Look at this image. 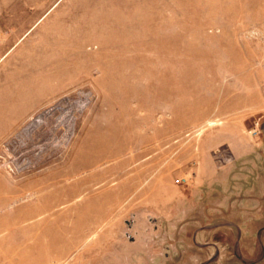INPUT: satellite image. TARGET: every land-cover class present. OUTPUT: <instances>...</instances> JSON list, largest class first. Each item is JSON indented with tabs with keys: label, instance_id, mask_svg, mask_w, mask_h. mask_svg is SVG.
I'll list each match as a JSON object with an SVG mask.
<instances>
[{
	"label": "rangeland",
	"instance_id": "obj_1",
	"mask_svg": "<svg viewBox=\"0 0 264 264\" xmlns=\"http://www.w3.org/2000/svg\"><path fill=\"white\" fill-rule=\"evenodd\" d=\"M0 264H264V0H0Z\"/></svg>",
	"mask_w": 264,
	"mask_h": 264
}]
</instances>
